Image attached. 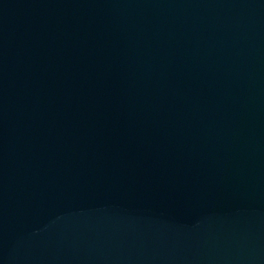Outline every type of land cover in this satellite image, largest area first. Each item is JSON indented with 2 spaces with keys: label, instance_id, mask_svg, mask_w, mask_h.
I'll return each instance as SVG.
<instances>
[{
  "label": "water",
  "instance_id": "95a60500",
  "mask_svg": "<svg viewBox=\"0 0 264 264\" xmlns=\"http://www.w3.org/2000/svg\"><path fill=\"white\" fill-rule=\"evenodd\" d=\"M0 264H264V0H0Z\"/></svg>",
  "mask_w": 264,
  "mask_h": 264
}]
</instances>
